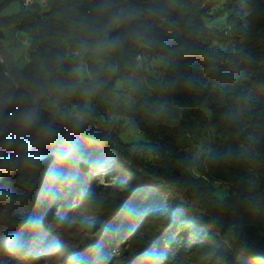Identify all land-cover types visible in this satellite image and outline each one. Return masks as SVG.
Returning a JSON list of instances; mask_svg holds the SVG:
<instances>
[{"label":"trees","instance_id":"obj_1","mask_svg":"<svg viewBox=\"0 0 264 264\" xmlns=\"http://www.w3.org/2000/svg\"><path fill=\"white\" fill-rule=\"evenodd\" d=\"M217 3L233 14L226 26L205 21ZM241 4L253 10L234 20ZM10 26L24 33L28 61L0 64V178L25 167L16 142L32 149L26 167L42 170L30 196L12 190L24 214L0 233L2 257L161 264L198 240L211 252L196 264H264V0H0V29ZM161 58L158 77L147 68ZM131 129L138 135L123 138ZM99 166L125 200L113 217L83 220L73 208L69 218L66 198L95 187ZM151 219L160 231L140 235ZM69 228L101 231L79 245Z\"/></svg>","mask_w":264,"mask_h":264},{"label":"rangeland","instance_id":"obj_2","mask_svg":"<svg viewBox=\"0 0 264 264\" xmlns=\"http://www.w3.org/2000/svg\"><path fill=\"white\" fill-rule=\"evenodd\" d=\"M211 2H214V0H211ZM19 8L18 2H13L11 5L4 8V13H10L15 12ZM237 9L239 10V15L234 16V20H242L240 18H237L238 16H246L251 10H253L252 5L249 4H241L237 6ZM210 17H205V21L208 24H217L219 26H226L227 23L230 21V17L233 16V14L223 12L220 3L214 4L211 6V10L207 13ZM213 17V18H212ZM211 18L212 20H210ZM238 23V22H237ZM25 40L24 33L13 26L10 27H3L0 29V64L2 66L10 67L12 65H15L17 67H24L25 64L28 61V45L25 44L23 41ZM149 63V60L146 61ZM150 65V68L148 67L147 70H153V73L156 76H160V64L161 62H164V59H153ZM78 71L80 73H87L84 66H81L78 68ZM137 77V76H136ZM128 79H135V74H129L126 76ZM138 78V77H137ZM119 86H123L122 80L118 81ZM135 135H138V132L136 130L131 129L128 132V135L126 133L122 134V137L125 138L126 136L133 137ZM7 145L14 144L13 142V136L11 134L7 135ZM2 138V135H0V139ZM15 147L20 148L21 152L25 155L23 157L24 161L22 163L25 165V167H20L16 163L14 166L11 165L7 167L6 169L9 170L8 173L5 175H2L0 178V233L7 231L10 229V227L15 223L17 218L20 215H23L24 210L23 208L18 209L17 207V201L14 196H16L13 193V189H20V192L22 195H28L30 196L32 193L38 190L39 182H40V176L39 172L42 170L40 168H36L35 164H29L26 167L27 156L29 153L32 152V149L28 146H23L21 142H16L14 144ZM11 158L7 157V161H10ZM84 162V161H83ZM12 163V159L10 161V164ZM107 166H99L95 168L93 171H91V179L94 182L93 187L90 191L87 190V187H81L80 192L77 194L76 199L73 197V194L71 197L66 198L67 199V206L72 209L74 208V212H80L83 215V220H86V218H95L96 216L100 215H106L109 214L111 217H113L116 212L114 213V210L117 209V207L125 200L124 198V189L123 187H118V183L116 181L115 176L112 175L111 169H105ZM20 168V169H19ZM21 170V171H20ZM21 172V178L16 179L15 177L18 176L19 172ZM18 172V173H16ZM70 181V180H69ZM67 181L68 183H70ZM251 183H253L252 179L250 180ZM74 183V182H72ZM217 185L215 189V193L221 197L225 194L226 188L223 183H215ZM111 187L116 188V192H111ZM60 194H63V196L67 195L68 193H64L62 188H60V191H58ZM52 193H55L54 191ZM51 193V194H52ZM81 193V195H80ZM80 196V197H79ZM56 198V196L53 197L52 201ZM118 198V199H117ZM116 200L115 207H107L109 206L110 202L113 200ZM54 204L56 201L53 202ZM45 205H48L50 203L44 202ZM111 206V205H110ZM112 208V209H111ZM52 212L56 213L55 205L52 207ZM104 212V214H103ZM104 215V216H105ZM108 215V216H109ZM33 216H41L38 215V213L34 212ZM107 216V215H106ZM69 218L73 219L75 218V215L73 211L69 214ZM82 219V218H81ZM161 225V227H160ZM152 226H156L157 230L160 231L162 228V221L160 219L155 220H144L137 226V232H139L140 235L142 234H153V228ZM75 228V226H71V228ZM69 228V230L64 234L65 239L70 237H75L77 240L75 242L84 243L89 240H94L97 234L100 233L101 229L97 232L96 230L91 235L83 234L82 232H76L72 231V229ZM75 230V229H73ZM153 231V232H152ZM3 238L0 234V246L2 245ZM137 241V239H136ZM135 240L133 242H136ZM139 242V241H138ZM142 242V241H141ZM78 243V244H79ZM143 244V243H142ZM80 245V244H79ZM122 251L130 249L129 247H133L132 242L130 246L124 248V245L120 246ZM147 248V245H140L139 247L136 246L135 249H141L145 250ZM211 252V246L210 243L207 242H201L196 241L194 244L189 245V249L185 251L182 255H174L172 253L171 257L169 258V261L166 263L161 264H196L199 260L205 259L207 254ZM7 256V252L0 247V264H12L10 258H4L1 256V254ZM215 258H213L214 260ZM210 260V259H209ZM222 259H217L216 261L220 262ZM211 261V260H210ZM209 261V264H215ZM30 264H52V261L46 260L43 263L38 262H32ZM220 264V263H219ZM223 264V263H222Z\"/></svg>","mask_w":264,"mask_h":264},{"label":"built area","instance_id":"obj_3","mask_svg":"<svg viewBox=\"0 0 264 264\" xmlns=\"http://www.w3.org/2000/svg\"><path fill=\"white\" fill-rule=\"evenodd\" d=\"M32 2H33V0H25V1H24V4H25V5H28V4H31Z\"/></svg>","mask_w":264,"mask_h":264},{"label":"bare ground","instance_id":"obj_4","mask_svg":"<svg viewBox=\"0 0 264 264\" xmlns=\"http://www.w3.org/2000/svg\"><path fill=\"white\" fill-rule=\"evenodd\" d=\"M25 1V0H24Z\"/></svg>","mask_w":264,"mask_h":264}]
</instances>
